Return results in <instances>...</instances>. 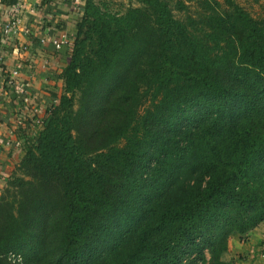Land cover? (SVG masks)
Segmentation results:
<instances>
[{"label": "trees", "instance_id": "16d2710c", "mask_svg": "<svg viewBox=\"0 0 264 264\" xmlns=\"http://www.w3.org/2000/svg\"><path fill=\"white\" fill-rule=\"evenodd\" d=\"M173 1H84L64 93L1 178L0 264H229L264 221V19Z\"/></svg>", "mask_w": 264, "mask_h": 264}, {"label": "crops", "instance_id": "0c3cea01", "mask_svg": "<svg viewBox=\"0 0 264 264\" xmlns=\"http://www.w3.org/2000/svg\"><path fill=\"white\" fill-rule=\"evenodd\" d=\"M8 1L0 0L1 178L13 173L27 139L39 130L35 120L43 119L64 93L62 72L78 19L72 3L66 0H18L21 26L7 37L3 26L17 10ZM64 36L66 42L57 46L55 41ZM24 114L27 121L18 126L17 118Z\"/></svg>", "mask_w": 264, "mask_h": 264}, {"label": "rangeland", "instance_id": "374dc122", "mask_svg": "<svg viewBox=\"0 0 264 264\" xmlns=\"http://www.w3.org/2000/svg\"><path fill=\"white\" fill-rule=\"evenodd\" d=\"M104 11L112 14L123 15L130 8L139 7L141 4L138 0H94ZM173 1V0H172ZM222 1V0H219ZM246 10H248L254 17L264 19V1L256 0H236ZM187 4L191 6L193 10L196 9L198 2L197 0H186ZM175 6V1L172 3ZM177 16H182L183 13L179 10L174 9ZM21 26L20 24L18 27ZM76 31V29H75ZM7 85H11L7 83ZM78 105H75L77 108ZM27 116V114H24ZM40 126L38 129L42 128ZM21 160V159H20ZM20 165L17 163L13 173L10 174L9 178L13 174H21L18 170ZM8 186V187H6ZM10 188V189H7ZM8 190L13 191L14 188L8 185H2L0 187L1 194H8ZM210 258L209 252L206 251V264ZM223 260L229 264H264V221L258 226L251 229L246 233H233L229 238L228 251L223 254ZM18 262V261H13Z\"/></svg>", "mask_w": 264, "mask_h": 264}, {"label": "built area", "instance_id": "2783aa9c", "mask_svg": "<svg viewBox=\"0 0 264 264\" xmlns=\"http://www.w3.org/2000/svg\"><path fill=\"white\" fill-rule=\"evenodd\" d=\"M66 1H69L72 3L74 12H76L77 14H82L83 5H84L85 0H66ZM21 6H22L21 4L16 5L17 10H15L12 13L10 18L7 20V22L3 26L4 35H6L7 37L13 36L17 32L18 25L20 24V21H21V18L19 17V12H18L20 10ZM64 42H66V36L61 38V40H59V41L56 40L55 44H57V46H59L61 43H64ZM26 121H27V117L24 115H20V116H18L16 123L18 126H20V125H24ZM35 123L38 126H42L43 119L38 118L37 120H35ZM0 179H1V177H0Z\"/></svg>", "mask_w": 264, "mask_h": 264}]
</instances>
